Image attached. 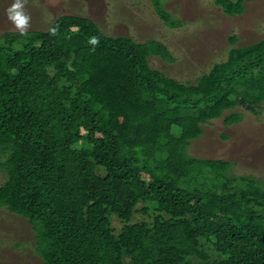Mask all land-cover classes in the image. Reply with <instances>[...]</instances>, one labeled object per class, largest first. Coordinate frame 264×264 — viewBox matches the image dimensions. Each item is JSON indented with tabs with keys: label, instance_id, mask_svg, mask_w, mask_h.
<instances>
[{
	"label": "trees",
	"instance_id": "1",
	"mask_svg": "<svg viewBox=\"0 0 264 264\" xmlns=\"http://www.w3.org/2000/svg\"><path fill=\"white\" fill-rule=\"evenodd\" d=\"M150 1L168 26V0ZM217 1L228 17L244 7ZM150 57L174 61L86 17L0 32V210L27 222L41 264H264V184L188 152L238 96L251 113L264 101V38L193 84Z\"/></svg>",
	"mask_w": 264,
	"mask_h": 264
},
{
	"label": "rangeland",
	"instance_id": "2",
	"mask_svg": "<svg viewBox=\"0 0 264 264\" xmlns=\"http://www.w3.org/2000/svg\"><path fill=\"white\" fill-rule=\"evenodd\" d=\"M216 1L168 0L163 6L170 14L166 16L168 26L173 25L174 18L182 22L169 28L154 12L150 0H22L24 12L30 17L25 31L46 32L59 16L73 15L93 20L108 37H130L139 43L157 39L174 61L150 57L149 68L190 84L216 63L224 62L231 48L264 38V0H244L242 12L231 17L215 5ZM13 2L0 0V32H20L7 16ZM231 36L240 38L233 46L228 41ZM237 99L240 103L236 101L220 119L201 126L202 135L191 142L188 152L197 158L235 163L234 174H252L264 184V101L251 113L241 97ZM232 113H240L242 119L225 126L223 117ZM5 180L0 168V186ZM34 241L24 219L0 210V264H41Z\"/></svg>",
	"mask_w": 264,
	"mask_h": 264
},
{
	"label": "clouds",
	"instance_id": "3",
	"mask_svg": "<svg viewBox=\"0 0 264 264\" xmlns=\"http://www.w3.org/2000/svg\"><path fill=\"white\" fill-rule=\"evenodd\" d=\"M7 16L21 33L26 30L30 17L24 12L22 0H14L12 5L7 9Z\"/></svg>",
	"mask_w": 264,
	"mask_h": 264
}]
</instances>
